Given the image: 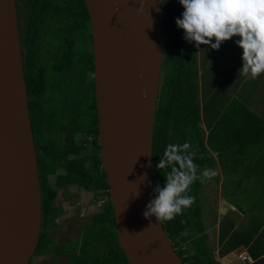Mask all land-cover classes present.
Wrapping results in <instances>:
<instances>
[{
	"label": "water",
	"instance_id": "95a60500",
	"mask_svg": "<svg viewBox=\"0 0 264 264\" xmlns=\"http://www.w3.org/2000/svg\"><path fill=\"white\" fill-rule=\"evenodd\" d=\"M84 1L93 39L100 165L117 242L128 264H184L162 223L143 215L154 199L151 151L163 42L160 0H143L141 11V0ZM40 198L14 0H0V264H28L38 241Z\"/></svg>",
	"mask_w": 264,
	"mask_h": 264
},
{
	"label": "trees",
	"instance_id": "16d2710c",
	"mask_svg": "<svg viewBox=\"0 0 264 264\" xmlns=\"http://www.w3.org/2000/svg\"><path fill=\"white\" fill-rule=\"evenodd\" d=\"M30 1L38 3L37 8L46 9L47 12L53 11L55 5H58L55 9L63 6V10L66 11L69 9L68 4L83 3V0ZM160 3L163 14V42L152 127L153 195L155 198V186L159 184L163 187L166 179L163 174L168 170L159 171L156 168L166 146L170 143L188 142L191 146L189 151L194 150L196 153L193 161L198 165V172L212 169L218 173L204 183L194 182L189 190V194L195 198L194 203L185 209L182 215L163 222L162 226L169 242L184 264H221L213 254L206 232L208 226L203 219L206 210L204 203L206 188L213 181L215 192L221 175L219 170L225 169L223 174L231 171L233 167L231 163L230 166H226L225 163L231 156L229 152L234 145H237L234 155L238 161L246 156L250 147L262 140L264 119L246 107L240 95L227 98L234 89L232 78L241 77L236 75L238 71L230 70L228 66L232 62L231 55L226 53L225 49L221 51V46L218 50L208 45H200L197 48L195 42H188L184 38V30L176 24V19L182 18L184 11L179 0H160ZM238 49L239 52L242 51L240 47ZM239 63L241 67L242 52ZM223 73H226V76H223ZM224 88H229V94L225 95L227 104L222 107L220 104L223 102L220 100L219 92ZM80 100V111L66 121H62L63 117H68L65 111L59 107L50 109L45 105L44 100H39L34 106L35 113L29 110L41 208L48 229L38 236L33 255L57 251L54 234L61 210L58 202L53 198L55 193L47 192L52 180L58 186L94 188L97 194L103 193L109 198L105 172L100 165L97 131L95 132L96 150L92 162L89 154L82 149L81 137H73L77 132L88 133L92 130L90 126L93 117L91 118L87 112L89 105L94 107L92 84L90 95L81 91ZM202 119L206 131L201 127ZM94 121L96 122L95 112ZM56 128L59 134L65 133L64 139L56 137ZM89 161L91 165H88ZM226 179L227 182L230 181L229 177ZM210 210L212 211L213 208ZM232 225L230 213L222 216L218 226L220 255L230 252L241 242L246 244L248 242L246 238L239 242L237 238L242 232L236 227L233 230ZM79 245L84 255L79 256L74 264H128L117 242L110 201L94 214V240L86 235ZM99 245L102 246L100 250ZM263 262V259H259L252 264H263Z\"/></svg>",
	"mask_w": 264,
	"mask_h": 264
},
{
	"label": "flooded vegetation",
	"instance_id": "af4514ba",
	"mask_svg": "<svg viewBox=\"0 0 264 264\" xmlns=\"http://www.w3.org/2000/svg\"><path fill=\"white\" fill-rule=\"evenodd\" d=\"M83 3L68 4L69 9L66 11L63 10V6L55 9L58 7L55 5L53 11L47 12L46 9L37 8L38 3L30 0H14L28 113L29 110L35 113L34 106L39 100H44L43 102L50 109L59 107L65 111L68 117H63L62 121H66L80 111L81 91L90 95L92 84L94 107L89 105L87 111L91 118L93 117V123L90 126L92 130L88 133L77 132L73 135L74 138L81 137L82 149L89 154L92 162L96 150V131L98 143V119L93 79V39L84 0ZM55 132L56 137L62 139L66 137L63 132L59 134L57 128ZM91 162L89 161L88 165H91ZM50 183L51 186L47 192L55 193L53 198L58 202L61 210L54 234L57 251L32 255L28 264H37L39 262L35 259L37 256H48L47 259H53L50 260L52 263L73 264L77 262L76 259L79 256L84 255L80 249V241L86 235L94 240V214L107 204L110 198L105 196L97 208L94 188L58 186L53 180ZM80 191L89 192L86 201L81 200ZM65 204L68 208H65ZM45 222L46 218L40 206L38 236L48 230ZM100 249H102L101 245H99ZM43 257L41 259H44Z\"/></svg>",
	"mask_w": 264,
	"mask_h": 264
},
{
	"label": "clouds",
	"instance_id": "9594fccd",
	"mask_svg": "<svg viewBox=\"0 0 264 264\" xmlns=\"http://www.w3.org/2000/svg\"><path fill=\"white\" fill-rule=\"evenodd\" d=\"M179 3L184 11L176 24L184 30L188 42H195L197 48L208 45L218 50L223 42L238 36L235 42L243 50L238 75L255 80L264 74V0H179ZM142 8L143 0L138 11ZM190 147L188 142L166 146L156 164L157 170H168L163 174L166 179L163 187L155 186V198L146 205L145 218L155 216L163 223L182 215L195 201L189 194L190 186L216 175L212 169L198 172L193 161L196 153L189 151Z\"/></svg>",
	"mask_w": 264,
	"mask_h": 264
},
{
	"label": "crops",
	"instance_id": "0c3cea01",
	"mask_svg": "<svg viewBox=\"0 0 264 264\" xmlns=\"http://www.w3.org/2000/svg\"><path fill=\"white\" fill-rule=\"evenodd\" d=\"M238 39V36H234L221 44V51L225 49V52L231 55L230 60L232 62L228 66L230 70L234 69V71H238L240 68L239 61L243 51L239 52V46L235 42ZM224 64L227 66L226 63ZM223 76H226V73H223ZM231 82L234 84V89L232 92L230 91V95H228L229 88H224L221 90L222 92H219L221 93L220 100L223 102L220 105L223 107L227 104V98L240 95L243 104L264 119V74L255 80H248L243 76L234 77ZM225 95H228L227 98ZM201 121V127L206 131L204 119ZM236 149L237 145L231 148L229 152L231 156L227 158L225 163L226 166H230L231 163L233 166L231 171L223 174L225 169H220V180L215 190V205L211 207L213 208L212 211L209 208L207 212H204L203 219L208 226L207 228L215 233L210 235L206 231L209 243L210 239L216 243L215 247L211 246L215 258L221 264H252L259 259L264 260V135L257 145L249 148L246 156L241 159L242 161L236 160L234 155ZM227 177L230 178L229 182L227 179L225 180ZM228 213L231 214L233 221L232 229L234 230L236 227L242 232L237 238L239 242L245 238L248 239V242L247 244L241 242L238 247L230 252L220 255L218 253V226L222 216H227ZM238 254L249 256L251 260L243 263ZM47 257L39 258L37 264H66L64 262L52 263Z\"/></svg>",
	"mask_w": 264,
	"mask_h": 264
},
{
	"label": "rangeland",
	"instance_id": "374dc122",
	"mask_svg": "<svg viewBox=\"0 0 264 264\" xmlns=\"http://www.w3.org/2000/svg\"><path fill=\"white\" fill-rule=\"evenodd\" d=\"M219 172H220V170H219ZM216 173H218L217 171H216ZM100 188H102V187H100ZM95 191H96V189H95ZM88 194H89V192L88 191H80V197H81V200H83V199H85V201H86V199H88ZM96 195H97V199H96V205H97V208H98V205H100L101 203H102V200L105 198V196H107L106 194H103V193H98L97 194V192H96ZM205 196H206V198H205V201H204V203H205V208H206V210H205V212H207V210H209V208H211V207H214V205H215V202H216V197H215V192H214V183H213V181H212V183H211V185H209V186H207V188H206V193H205ZM101 198V199H100ZM84 202V201H83ZM67 204V203H66ZM65 204V208H68V206ZM73 204V203H72ZM73 206V205H72ZM71 207V206H70ZM206 219V218H205ZM66 220H68V218L66 219ZM65 220V221H66ZM207 221H208V219H207ZM206 231L208 232V234H210V235H212V234H215V233H213L212 231L213 230H210V228H207L206 229ZM58 232H59V230H58ZM212 232V233H211ZM211 238H213V236H211ZM208 240H209V238H208ZM94 245H95V243H94ZM210 245H212L213 247H215L216 246V243H215V241H213L212 239H210ZM39 258H41L40 256H37L35 259H38L39 260ZM228 258H229V256H228ZM83 259V258H82ZM81 259V260H82ZM50 260H53L52 258L50 259ZM74 264V263H73Z\"/></svg>",
	"mask_w": 264,
	"mask_h": 264
},
{
	"label": "built area",
	"instance_id": "2783aa9c",
	"mask_svg": "<svg viewBox=\"0 0 264 264\" xmlns=\"http://www.w3.org/2000/svg\"><path fill=\"white\" fill-rule=\"evenodd\" d=\"M238 257L243 263H245L246 261H250L251 260L249 256L242 255V254H238Z\"/></svg>",
	"mask_w": 264,
	"mask_h": 264
}]
</instances>
